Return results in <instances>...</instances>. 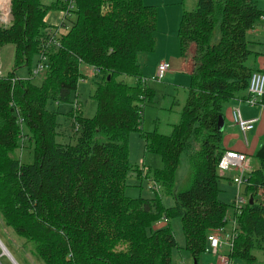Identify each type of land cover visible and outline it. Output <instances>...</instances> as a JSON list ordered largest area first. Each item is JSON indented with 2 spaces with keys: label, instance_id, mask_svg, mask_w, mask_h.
Returning <instances> with one entry per match:
<instances>
[{
  "label": "trees",
  "instance_id": "obj_1",
  "mask_svg": "<svg viewBox=\"0 0 264 264\" xmlns=\"http://www.w3.org/2000/svg\"><path fill=\"white\" fill-rule=\"evenodd\" d=\"M10 3L11 22L0 25V47H14L12 69L0 76V218L5 226L42 264H176L168 223L152 226L163 217H179L185 248L198 264L208 235L226 227L233 207L218 198L224 178L218 162L227 151L218 121L226 103L247 97L251 74L264 72L248 63L257 53L248 49L247 38L264 9L253 0H197L193 9H184L177 36L182 57L193 48L192 70L170 133L141 132L145 151L161 159V168H151L129 162L128 137L141 130L144 108L154 102V90L141 82L138 56L155 49V6L143 0ZM50 11L62 13L59 24L46 22ZM216 26L219 37L212 43ZM40 64L43 76L36 85L33 71ZM83 65L93 74H84ZM20 68H27L28 77L17 76ZM88 76L97 78L91 95L95 114L87 118L79 112L73 118L71 110L65 113L71 142L61 143L60 113L46 103L68 102L78 81ZM121 76L135 82L118 80ZM22 145L31 147L29 162L13 154ZM189 149V184L175 192L180 157ZM257 159L243 185L252 203L234 213L232 262L253 264V251H264V159ZM129 173L155 183L154 196L127 197ZM165 195L174 198L169 208L161 201Z\"/></svg>",
  "mask_w": 264,
  "mask_h": 264
},
{
  "label": "rangeland",
  "instance_id": "obj_2",
  "mask_svg": "<svg viewBox=\"0 0 264 264\" xmlns=\"http://www.w3.org/2000/svg\"><path fill=\"white\" fill-rule=\"evenodd\" d=\"M45 1V0H44ZM50 1V0H47ZM182 0H173L169 3L164 0H144L145 4L154 5L156 8V46L154 51L148 54H140L138 56V61L140 65V71L142 78L148 79L150 83L149 86L154 90L155 97L154 102L146 104L143 112L141 130L132 131L128 137V158L129 162L133 165H139L140 167H151V168H161L162 163L158 155L150 152H146L144 148V140L141 136L143 131H151L154 128L162 134H169L171 131V125L176 124L179 120V114L184 106L186 98V88L189 84L186 82L181 83V77H187L184 71L178 72L174 75L176 77L175 83L171 81L170 74H167L162 82H157L154 79L157 66L162 60L166 63L175 65L171 62V59L183 61L182 56H180L179 40L177 36V30L181 18L183 8L186 10H191L196 6L197 0H184V4L181 3ZM259 8H263V0H257L255 2ZM264 9V8H263ZM59 18V19H58ZM62 19V13L60 11H50L48 12L45 20L48 23H60ZM57 20V21H56ZM66 29L60 27L59 33H65ZM219 30L216 26L212 35V43L218 41ZM248 38V49L257 55L264 53V39L262 36L247 35ZM13 55L14 47L12 45H4L0 47V68L2 74L10 72L13 66ZM256 55V56H257ZM250 57L248 63L251 64ZM37 56L34 57L31 68H34ZM83 73L90 75V69L88 66H82ZM19 78L28 77L27 68H20L16 71ZM93 74V73H92ZM42 72H38L32 78V82L39 85L42 81ZM188 78V77H187ZM124 79L128 84H133L135 78L121 76L118 80ZM97 81L96 77L88 76L86 79L82 78L77 83V91L72 92L69 97L68 102L63 101H52L49 100L46 103V108L49 110H54L60 113L58 116V122L60 126L58 128L59 142H71V135L66 130V125L68 120L66 119L65 113L72 111L73 118H75L79 112L82 113L84 117L91 118L94 116L96 111V101L91 98L92 92ZM176 87V89H174ZM77 102V106L73 107V104ZM232 100L226 103V106L231 104ZM258 107V106H256ZM243 113L255 110V107L242 106ZM27 147V148H26ZM20 146L14 150V155L19 157L21 162H29L31 160V147ZM196 147V146H195ZM192 149L186 150L181 154L180 163L175 175L174 191H180L186 188L189 184L191 176V167L189 162V154ZM250 159L252 163L251 167L257 166V158L251 156ZM247 161V158H246ZM247 167L248 164L246 163ZM246 167V169H248ZM247 172V171H245ZM221 176H224L221 174ZM153 182L147 179H137L133 173H129L126 179V187L124 188V193L127 197L137 198H151L154 196V192L157 191L151 188ZM220 192L218 198L225 202L226 204H234L236 198V187L234 183H231L227 178H222L219 182ZM240 193L242 196L248 197V194H244L243 185L240 187ZM162 204L165 208H169L174 204L173 196H162ZM234 208L230 206L228 208L226 218L232 219L234 217ZM163 223L164 225L159 227L169 225L172 234L174 235L176 246L172 250V261L176 264H193V258L190 252L185 248V238L183 234L182 224L179 217H174L170 220L165 217L156 221L153 224V229H159L158 224ZM227 228H231L228 221ZM0 242L3 247H5L9 256L2 253L0 248V264H42L38 260L32 251L23 244V241L17 237L13 231L5 226L2 219L0 218ZM254 255L257 257L253 264H264V251L256 250L253 251ZM198 264H217V256L214 255L207 243L206 250L200 255ZM232 264H246L242 260H233Z\"/></svg>",
  "mask_w": 264,
  "mask_h": 264
},
{
  "label": "built area",
  "instance_id": "obj_3",
  "mask_svg": "<svg viewBox=\"0 0 264 264\" xmlns=\"http://www.w3.org/2000/svg\"><path fill=\"white\" fill-rule=\"evenodd\" d=\"M10 0H0V25L8 26L11 22L10 13ZM264 20V16L261 17ZM43 70V66L40 64L35 67L33 73L37 74ZM169 70V64L166 62H160L157 66L156 73L154 75L155 81H162ZM90 73L93 70L90 68ZM2 71L0 68V76ZM148 79L142 78L141 82H147ZM264 96V72L254 71L249 79L247 88V97L245 99H237L238 103H246L247 105L254 106L260 103V99ZM77 102L73 104V107L77 106ZM231 119L235 126H237L246 143V133L254 127L256 119H244L241 115L240 109L237 106L231 108ZM234 170L232 181L236 186L237 193L233 204L235 215L238 214L241 209L248 203L252 197L248 195L246 198L239 192L241 185H245V171L246 169V156L243 153L233 150H227L224 152L218 162V172L224 174L227 171ZM151 188L157 190V185L153 183ZM263 200V196L260 197ZM231 228L221 227L213 230L207 237L208 245L211 252L217 256V264H232V260L229 258L233 247V240L235 238V222L236 217L228 220Z\"/></svg>",
  "mask_w": 264,
  "mask_h": 264
},
{
  "label": "crops",
  "instance_id": "obj_4",
  "mask_svg": "<svg viewBox=\"0 0 264 264\" xmlns=\"http://www.w3.org/2000/svg\"><path fill=\"white\" fill-rule=\"evenodd\" d=\"M164 1H167L169 3L170 1H173V0H164ZM253 1L257 2V0H253ZM181 3L184 4V0H182ZM147 5H149V4H147ZM263 8H264V0H263ZM183 11H184V8H183ZM55 24H58V23H55ZM248 35L262 36L264 39V20L262 18H260L257 21L254 28H252L248 31ZM189 52H190V55L187 58L182 57L183 61H180L179 59L173 61L171 59V62H173L175 65L170 64L169 70L166 73V75L170 74L172 82L175 83L176 81H178V80H176V77L174 75L178 74V72H180V71H184L188 78L187 77H184V78L181 77L180 81H181V83H184V84L186 82L188 83L189 76H190V73L192 70V65H193L192 59H191V56H192L191 53L193 52V48H190ZM180 56H181V54H180ZM162 62H163V60H162ZM251 63L256 68L264 71V54L257 55V56L255 55V57L253 59H251ZM157 82H160V81H157ZM147 84L149 85L150 83L147 82ZM174 89H176V87H174ZM154 90H155V88H154ZM234 106L239 107L241 115L244 119H252V118L256 119V121L254 122V127L246 133V143L244 142V138H243L239 128L233 124L232 119H231V108ZM242 106L255 107L256 109L251 110L250 112L246 111L245 113H243V111L241 109ZM256 106H258V107H256ZM222 118H223V124H222L221 130L223 131L222 145H223L224 149L225 150H233V151L245 154V156L247 158L246 163L248 164V167L246 165V167L248 168L247 172L251 171L254 167L250 166V164L252 163V160L250 159V157L255 156L258 149L264 143V105L259 103V104L254 105V106H250V105H247L246 103H238L237 99H233L231 104H229V105H227V107H225ZM257 161H258V159H257ZM257 165H258V163H257ZM235 174H236V172L234 170H230V171L225 172L223 174L224 175L223 177H227V178L230 177L231 179H233ZM158 225L159 226H157V228L163 226L164 224L160 223Z\"/></svg>",
  "mask_w": 264,
  "mask_h": 264
},
{
  "label": "water",
  "instance_id": "obj_5",
  "mask_svg": "<svg viewBox=\"0 0 264 264\" xmlns=\"http://www.w3.org/2000/svg\"><path fill=\"white\" fill-rule=\"evenodd\" d=\"M222 124H223V118L220 117V118H219V121H218V127H219L220 130H221ZM255 156H256V158L264 159V143H263V144L261 145V147L258 149V151L256 152ZM249 203H252V200H251V199L249 200ZM0 248H1V250H2V253H3V254H6L7 257H8L9 254H8V252H7V253H4V249H5V247H3V245H2L1 242H0ZM5 250H6V249H5ZM9 258H11V257L9 256ZM193 264H197V261H196L195 259L193 260Z\"/></svg>",
  "mask_w": 264,
  "mask_h": 264
},
{
  "label": "bare ground",
  "instance_id": "obj_6",
  "mask_svg": "<svg viewBox=\"0 0 264 264\" xmlns=\"http://www.w3.org/2000/svg\"><path fill=\"white\" fill-rule=\"evenodd\" d=\"M4 253H7V251L4 249Z\"/></svg>",
  "mask_w": 264,
  "mask_h": 264
}]
</instances>
